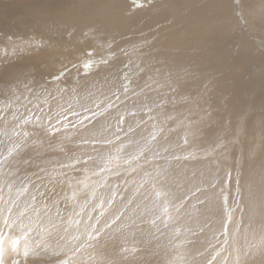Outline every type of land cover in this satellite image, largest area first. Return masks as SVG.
Listing matches in <instances>:
<instances>
[{"label": "bare ground", "instance_id": "6f19581e", "mask_svg": "<svg viewBox=\"0 0 264 264\" xmlns=\"http://www.w3.org/2000/svg\"><path fill=\"white\" fill-rule=\"evenodd\" d=\"M130 1L132 0H0V104H46L40 110L35 111L29 105L26 109L22 108L18 114L2 115L0 119H2L4 135L10 139L15 136H23L27 132L33 133L36 128L38 133L35 135L43 136L45 132L42 130H46V128L51 131V128L57 130V127L62 126H81L79 131L75 130L79 133H77L76 139L62 138L66 139L62 146L74 143L73 146L76 147L75 145L80 144L79 142L85 143V151L99 159L113 152L116 154L137 153L138 156H143L141 160L146 161V163L143 162L144 164L149 163L150 166H156L159 172H166L174 167L175 171L170 176L176 178L180 183L183 187L182 192L179 185L176 190L175 184L170 180L166 185L168 190V194H166L162 190L164 186L156 179V175H153L154 181L161 185L163 197L168 200V203L171 200L176 202L177 198H183L179 201L180 204L186 203V199L193 196L190 205H188L189 212L193 215V222L189 227L184 225L190 228L194 235L185 234L184 239L180 237L176 239L178 236L175 237L176 233L173 234L175 228H171L167 244L170 247L172 244L173 247H182L185 242V247H183L192 254L202 253L198 252V247L205 251L207 246H211L208 240L202 238L203 234L201 233L202 230L207 231L208 224L211 225L210 235L219 238L221 229L224 230L225 224L228 222L227 216L221 217L222 208L235 202L239 186L241 209H243L239 212L242 227L239 225L241 230L238 232L239 227L231 225L229 228L233 227L228 231L232 240L236 233H239L238 246L233 247L237 252H234L233 255L235 256L234 260L236 258L240 260L236 263L231 261V263L264 264V54L261 52L262 48L258 43V37L252 33V36H249L251 42L248 40L249 43L246 47L244 46L245 48H242V43H239L240 47L229 45L236 62L229 64L227 61L228 66L224 67L223 62L221 64L219 63L221 61L217 62V59H212L211 54L206 51L207 48L198 49L197 43H202L203 38L200 35L209 32L212 29L211 26L219 31L220 24H223L224 27H226L225 23L230 24L233 13L238 14L237 21H243L242 7H239V1L234 4L231 0H174L168 6L166 4V6L162 5L148 11L146 3L142 4L141 8L132 10ZM147 1L151 3L149 0ZM132 11L133 13H129ZM185 12L192 15L181 18L180 15ZM259 13L261 17L259 16L258 19L264 22L263 5ZM174 17L177 18L174 20V24L168 25L169 22H172L171 18ZM191 18L195 20H191ZM249 21L247 26L250 29L257 26L251 22V18ZM225 30L228 31L227 28ZM83 34L85 37L82 36ZM242 36L244 37V34ZM85 38L98 39L94 40L97 46H93L91 41L85 42ZM210 38V34L206 35L204 39L206 42L203 43L208 44L209 41L215 40L214 36ZM246 39H249L248 36ZM243 41L241 40V42ZM262 47L264 48V45ZM249 48L250 52L244 53L246 52L244 50ZM225 49L221 51L225 52ZM94 50L102 52L104 56L94 63L95 69L88 71L86 75L82 76L84 78H81L77 75L75 61L81 60L85 55H91L95 52ZM199 50H203V52H196ZM239 50L242 54H236ZM226 53L228 55V51ZM135 55L144 61L148 59L150 63H156V66L146 69L152 72L154 78L149 74L143 75L146 70L142 68L138 72L134 71L130 58ZM108 56L109 59L106 58ZM242 59L245 61L244 64L241 62ZM86 65L89 64L85 63ZM162 68L164 70L160 71ZM56 73H65V76L54 81L51 77ZM233 73L238 74L231 76ZM221 77L226 80L225 87L227 88H230L231 80L237 79L243 91L248 90L251 97L246 114L242 117L239 116L238 119H236L237 116H234L237 120L236 124L231 119L233 115L231 111L229 114V109L234 104L216 100L203 109L205 104H200L201 101L197 99L195 101V97H186L182 90V87H187V85L181 86V83L187 82L190 78L196 79L194 87H198L200 84L213 87L220 82ZM47 78H51L52 81L42 80ZM127 78H140L141 82L137 86V91L131 85L126 87ZM197 79L200 82H197ZM177 80L180 84L175 83ZM217 86L219 88H216L220 89V85ZM243 91L242 95L245 93ZM182 95H185V103L181 101L182 104H185L180 108L182 111L174 110L171 117L174 116L169 119L170 112L168 111L172 106L166 110L165 105L178 104L180 99L184 98ZM11 97L16 98L9 99ZM41 99H43L42 102ZM192 104H196L193 105L195 107H192ZM164 106L165 109H163ZM156 108L158 109L156 110ZM240 108L242 107L238 106L237 109ZM195 110L197 113L194 112ZM198 110H200V115ZM163 113L164 115L161 117ZM181 113H185L184 121L175 126L171 125L173 128L160 126L169 124L170 120L177 122ZM247 114H250V120L245 125L246 128L243 129L247 136L241 141L239 162L236 153L238 151H236L232 140L235 136L233 137L232 133L235 126L237 128V124L240 123L239 119L243 125ZM86 115L87 118L84 119ZM158 117L162 120L166 119L163 124L157 125V122L161 121H157L155 124L154 118ZM246 118L249 119L248 116ZM120 119H122V124L119 123ZM82 122H86L85 126ZM7 124L8 127L5 128L4 126ZM188 125L194 127H188ZM196 128H198V132L195 131ZM62 131L67 134L68 130L62 127ZM71 131H69L70 134ZM236 131L235 133H239V130ZM4 135L0 134L1 155L7 152L8 142L5 141ZM59 135L61 136V134ZM192 140L193 143H191ZM188 142L191 145L187 147ZM51 149L53 156L46 155L47 157L43 159L44 163L69 160L67 149V154H61L59 146L51 147ZM214 149L219 153L215 155L214 152L212 159L210 158L212 161L210 159V161L203 160L204 157H207V153L212 154L211 151ZM39 150L35 154H38V158L39 154L46 149L40 148ZM77 150L80 152L79 149ZM82 152L84 151L82 150ZM196 152H201L203 158L195 161V164H190L189 158L191 157L189 156ZM223 155L229 156L228 159L232 157L231 159L234 160L229 159L231 161L228 160V164H222L224 163ZM113 159L115 158L113 157ZM162 161L166 162L163 166L160 163ZM158 163L161 164V168L158 167ZM237 163L239 166H243L242 171L245 173L242 177H245L238 185L235 182L232 183L231 179L229 185V177H226V172L230 170L232 164L237 166ZM142 164L133 168L144 167ZM75 166L77 167L78 163L69 167L74 169ZM143 172L147 173L148 171ZM85 174L87 177L85 179L93 180L94 173ZM148 179L150 178L148 177ZM151 179L153 178L151 177ZM83 181H85L84 178ZM83 181L81 180V182ZM80 187L88 188L89 186H86L84 182V184H80ZM90 189L84 191V194L91 197L93 194H96L94 197L97 196L96 188L94 191ZM225 197H227V204H225ZM181 206L179 207L182 208ZM100 207L102 208V204ZM187 208L186 206V210ZM167 212L169 219L174 217L173 220H176L177 212L173 209H168ZM126 214L127 212L124 213V215ZM232 215L234 216V213ZM135 216L136 214L132 213L131 221ZM222 218L224 225L221 222ZM128 221L130 222V218ZM143 224L140 223L139 228L135 225L132 231L135 234H147L149 238L148 230ZM183 234L184 231L181 232V235ZM220 240L222 243L221 235L218 242L211 247L217 248ZM193 242L194 245H192ZM228 246L230 247L231 244ZM153 248L149 246L146 253L152 254ZM26 249H29L28 245L23 242L22 246L15 251L19 256L9 258L5 264H12L10 262L17 259L21 264H33V259L30 260L27 257L25 260L23 256ZM136 249L138 250V248ZM225 259L227 258L225 257ZM221 260L223 259L221 258ZM176 261L178 262V260ZM172 262L174 263V261ZM220 263L223 264L222 261Z\"/></svg>", "mask_w": 264, "mask_h": 264}, {"label": "rangeland", "instance_id": "374dc122", "mask_svg": "<svg viewBox=\"0 0 264 264\" xmlns=\"http://www.w3.org/2000/svg\"><path fill=\"white\" fill-rule=\"evenodd\" d=\"M149 1L151 3H148L147 0H134V1L132 0L129 3L132 6V10L134 9L137 10L142 7V4L146 3L148 6L147 9L148 11V10H153L156 7L162 5L166 6L167 4L168 6V4L170 2H173L174 0H149ZM238 1L240 3L239 7H242V15L244 20L237 21L236 19L238 14L233 13L230 19L232 21L229 22L230 24L232 23L231 24L232 26L228 24L231 27L228 26L226 23L224 24L226 27H224L223 24H220V30L218 31L214 29L213 26H211L212 29L209 32L200 35V37L203 38V41L200 39L202 43L200 44L197 43L198 49L207 48L206 51H208V53L211 54L212 59L215 60L217 59L216 60L217 62L221 61L219 62L221 64L223 62L224 64L222 65H224V67L228 66L227 61H229L228 62L229 64H231V62L234 63L236 62L235 60L236 58L233 56L234 53L232 54V50L229 49L230 47L229 45H233L237 47H240L242 45V48H245L249 43V41L251 42V37L249 36H252V33L258 37V43L262 48L261 52L262 54H264V48L262 47V45H264V22L258 19L259 16L261 17L259 11H261L262 5H263V13H264V0H231V2L234 4ZM129 13H133V11ZM188 15H192V14L189 12H185L184 14L180 15V17L185 18ZM250 18H251V22L257 24L256 27L251 29L249 26H247L248 23H250L249 21ZM171 19L172 22H169L168 25H173L174 20L177 18L174 17ZM191 20H195V19L191 18ZM229 27L231 31L229 30ZM226 28L228 30L227 32L225 30ZM209 34L211 38L212 36H214L215 40L209 41L208 42L209 45H208L203 42L204 41L206 42V40H204L205 36L206 35L208 36ZM243 34L244 37L242 36ZM95 35L97 36V34ZM82 36L85 37V34H83ZM247 36L249 39H246ZM85 39H86L85 42L91 41L93 46H97L94 40L97 41L98 39H92V40L87 38ZM241 40L244 41L241 42ZM239 43L242 44L240 45ZM209 46L210 48H208ZM224 49L225 52L221 51ZM249 50L250 48L244 50L246 51L244 53H247V51L250 52ZM227 51H228V55L226 53ZM196 52L202 53L203 50H199ZM238 52L235 53L242 54L241 50H239ZM103 56L104 54L102 52L95 51L91 55H85L81 60H76L75 64L77 65V75H79L81 78H84L82 76L86 75L88 71L95 69L94 63H97L101 58H103ZM106 58L109 59V56ZM243 60L244 59H242L241 62H243L244 64L245 61ZM130 62L133 63L135 72H138L140 68L146 70L148 68H152L156 66L155 62L150 63L148 59L144 61L143 59H140L137 55L132 56L130 58ZM85 63L89 65L85 66ZM163 70L164 69L162 68L160 71ZM144 74L145 76L149 74L151 75L150 77H153V74L150 70H146L143 73V75ZM183 74H191V73H183ZM237 74L238 73H233L231 74V76H237ZM64 76L65 73H60V74L56 73L51 78L54 81H56ZM51 78L42 79V80L46 82H51L52 81ZM138 79L140 80V78H136V79L127 78L126 87L127 86L130 87L131 85L132 88L135 91H137L138 90L137 86L141 82V80L139 81ZM195 81L196 79L190 78L189 80H187V82L186 81L185 83L182 82L181 86L187 85V87H182V90L186 94V97L187 96L195 97L194 98L195 101L197 99L198 101H201L200 104H205L204 106L202 105L203 109L204 107L207 108L208 104H212L216 100L222 103L226 102L229 104H234L233 105L234 107L232 106L231 109H229V114L232 112L233 115L231 116V119L235 121V124L237 122V120H235L236 116H237L236 119H238L239 116L242 117L244 114H246V110L248 109V104L251 103V97L248 90L243 91L242 86L237 79L230 81L231 82L230 88L225 87V84L227 82H225L226 80L224 78H222L220 82L213 85V87L212 86L209 87V85L204 86L202 84H200L198 87H194L193 85ZM197 82H200L199 79H197ZM175 83L180 84L178 80L175 81ZM218 84L220 85V89H217L219 88V86H217ZM242 91L243 93L245 92L244 95L241 94ZM205 92L208 93L211 92L209 93L211 95ZM182 97L184 98L183 99L179 98L180 102H178V104L172 103L165 105L166 110H169L171 106L173 107V108L171 107L170 110L168 111L170 112L168 117L169 119L174 116L173 115L171 117V115L175 111L177 112L182 111V109L180 108H182V106H184L185 104H182L181 101L183 102L185 101L184 100L185 95L184 96L182 95ZM14 98L16 97H11L9 99H14ZM42 101L43 99H41V102ZM29 105H31L32 109H35L36 111L37 109L40 110L41 108H43V106L45 107L46 104L44 103L42 105L41 104L22 105L17 103L0 104V118H2V115H10L12 113L18 114L22 108L25 107L26 109L28 108ZM193 105L196 104H192V107H195ZM165 106L163 109H165ZM238 106L242 107L240 109L244 113H242L240 109H237ZM157 109L158 108H156V110ZM196 111L197 110H195L194 112L197 113ZM184 114L185 113L180 114L179 118L176 120L177 122H175L174 120H170L169 121L170 125L166 123L165 125H160V126L163 128L164 126L173 128V126H175L176 124L180 123L181 121H184V117H186ZM198 114L200 115V110H198ZM163 115L164 113L161 115V117H163ZM247 116L249 119L246 118ZM246 117L245 120H243V125H241V119H239L240 123L237 124V128L235 126L233 133H235L236 130L237 131L239 130V133H235V134L232 133L233 137L235 136L232 139L233 144H235L234 147L236 146L235 148L237 149L236 150L234 148V150L238 152L241 150L240 149V146L242 145L241 141H243V138H246L247 136V133L244 132L245 130L243 129L246 128L245 125L250 120V114H247ZM86 118L87 115L84 116V119ZM156 119L154 118L155 124L157 121L159 122L161 121L160 123L157 122V125L163 124L164 121L166 120L165 118L162 120V118L159 117ZM0 120H1L0 134L4 135L2 129L3 125H1L2 119ZM121 120L122 119L119 120V123H121ZM85 123L82 122L84 126ZM190 126L191 125H188V127ZM4 127L7 128L8 124L5 125ZM62 127L68 130L66 132L68 135L62 131ZM62 127H57V130H53V128H51V131L50 129L46 128V130L45 129L42 130L43 132H45V135L43 136L35 135L38 133L36 128H34L33 133L27 132L29 135L25 133L27 135L24 134L23 135L24 137L15 136L14 138L8 139V137L4 135V139L8 143L6 145L7 152L3 155L0 154V158L7 157L6 162L2 166H0V264H5L6 260L8 262L9 258L11 257H18L19 255H16L15 251L18 250L20 246H22L23 242L28 245L29 248L28 250L30 252L28 259L30 260L33 259L32 260L33 264H170V263L216 264V262L217 264H222L220 263V261H222L223 264H229L231 263V261H233L232 263L239 262L240 259L236 258L235 261L234 260L235 256L233 255L237 252L233 249V247L238 246L237 243L239 242L238 241L239 239L237 237L239 236V233H236V236L233 237L234 239L232 240V237H230L229 235L230 233L228 230H230L233 226L234 227L237 226V228L239 227L238 232L241 230L242 222L239 213L241 210L240 196L237 197L235 202L229 203L227 206L222 208V210L225 211L224 214L223 211H221V217L227 216L225 215L227 214L226 209L229 211L231 210L232 214L234 213V216L232 215L231 221L229 222L227 220L228 222H226V224H228L227 225L228 233L226 232L227 234H225V227L224 230L221 229L220 231V235L223 237V241H222L223 244L221 243L220 240L217 248L211 247L213 244L218 242V240L220 239V235L219 238L218 236L217 237L211 236L209 231L211 225L208 224L206 228L207 231L202 230L201 233L203 234L202 238L208 240L211 246H207L205 251H203L201 247H198L197 250L198 252H202L201 253L202 256L201 254L188 253L187 248H184L185 242L182 245V247L180 246L173 247V244L170 247L167 244V239L169 237L170 230L175 228L173 234L176 233V235L174 236L175 237L178 236L176 239H179V237L184 239L185 234H187L188 236L194 235L193 231L190 228H188L190 224L193 222L192 221L193 215L189 212V206H188L190 205V200L192 199L193 196L188 197L186 199L187 200L186 203L180 204L179 201L183 198H177L176 202L171 200L172 203L170 201L168 203V200H166V198H164L163 195H161L162 197L161 196L158 197L156 195L157 191L162 192V190L166 194H168L166 185L170 180L173 181V183L175 184V189L177 190V187L179 185V189L182 192L183 187L180 185V183H178L176 178L170 176V174L173 171H175L174 167H171L169 171L159 172L156 166H150L149 163L147 165L144 164L146 163V161L141 160L143 156H138L137 153L128 154L124 152L122 154H116V152H113L111 154H108L107 156H103L102 159H99L96 158L95 155L91 156L89 153H87L84 149L85 143H81V142H79L80 144L75 145L76 147L73 146L74 143L64 147L62 145L64 144L66 139H62V138L72 137V139L73 138L76 139L77 138L76 136H78L79 134L77 131L81 129V126H74V127L62 126ZM196 129L197 130L195 131L198 132V128ZM201 129L203 130V128ZM69 131H71L72 135L70 134ZM18 132L19 130L17 131V133ZM59 134H61V136ZM191 143H193V140ZM191 143L188 142L187 147L190 146ZM17 144H19L20 147L16 149V151H14L11 156H8L9 149L13 148ZM88 144L90 145V143ZM54 146H59V151L61 154H67V150H68L69 160H56V161L44 163L43 159H45L47 156H51V157L53 156L51 147ZM40 148L46 149V151L41 153L42 155L39 154L40 156L38 158V154L37 155L35 154L38 153V151H40L39 150ZM77 149H79L80 152H77L78 151ZM82 150L84 152H82ZM211 152L212 154L210 155L209 152L207 153L208 155L206 154L207 155L206 158L202 157L203 155L200 154L201 152L192 153V156H189L191 157L189 158L190 164H195V161L202 160L200 158H203V160L204 159L209 160L213 156L214 152L215 155L219 153V151L218 150L216 151L215 149ZM238 152L236 153L238 155L237 159L239 161L240 152L239 154ZM196 155L199 156L196 157ZM113 157L115 159H113ZM228 157L223 155L222 158L224 163L222 164H226L227 162L234 160L231 159L232 157H230L229 159L231 160H229ZM81 159H83V161H81ZM163 159H168V158H163ZM90 161L91 163H89ZM166 162H168V160H166ZM166 162L162 161L160 163L163 166ZM76 163H78V166L77 167L75 166L74 169L73 168L70 169L71 167L69 166L75 165ZM142 163L144 164V167L133 168L136 167L137 165L139 166ZM160 165L158 163V167L161 168ZM242 169L243 166H239L238 163L237 166H234V164L231 165L230 170H227L226 172V177H229L228 179L229 185L231 183V179L233 181L232 183L235 182L238 185L241 179L245 177V176L242 177V175L245 173L244 171H242ZM145 170L148 172L147 173L143 172ZM84 172L94 173L92 177L93 180L91 181L90 179L88 181V179H85L87 177L85 176L86 174ZM140 175L142 176L140 177ZM153 175L154 176L156 175V179L160 182V184L164 186L162 190L160 189L161 185L159 183H155L154 181L155 177ZM148 177L150 179H148ZM151 177L153 179H151ZM83 178L85 181H83ZM134 179L137 182H135ZM146 179H148V181H146ZM81 180L83 182H81ZM150 181L153 182L149 183ZM84 182L86 186H89L88 188L80 187V184L81 183L84 184ZM90 182L93 183L91 184ZM90 185L92 186L90 187ZM94 187L98 191L97 196L94 197V195L96 194H93L91 197L89 194H88L89 196H87V194H84V191H88L87 189L89 188H91L90 190L94 191L95 189ZM155 198L157 199V201ZM237 203L239 204V207L236 206ZM101 204H102V208L100 207ZM166 204H167V210L173 209V211L177 212L176 220H173L174 217L170 219L168 218V212L164 211V209L166 208ZM181 205H184L185 207H182ZM176 206L178 209L176 208ZM179 206H181L182 208H180ZM186 206L188 207L187 208L188 211L186 210ZM126 212L127 214L124 215V213ZM132 213L136 214L133 221H131ZM122 218L125 219L123 220ZM129 218H130V222L128 221ZM143 222L148 230L149 238L147 234H140V233L135 234L132 231V228L135 225L137 228H139L140 223L143 224ZM221 222L224 225L223 218L221 219ZM184 224H186L188 227L185 226ZM231 225L233 226L229 228V226ZM182 231H184L183 235H181ZM175 237H174V242L176 240ZM235 239L237 240V242ZM234 240L235 242L232 243ZM149 242L152 245L151 244L149 245ZM194 244L195 243L193 242L192 245ZM227 244L228 245L231 244V246L229 247ZM149 246L154 248L152 249L153 253L148 255L146 252L148 251ZM224 246L227 247L225 248ZM133 247L138 248V250L140 251H138L136 248ZM230 249H233L234 251ZM225 257L227 259H225ZM221 258L223 260H221ZM176 260H178V262ZM172 261H174V263ZM12 262L13 261H11L10 263Z\"/></svg>", "mask_w": 264, "mask_h": 264}, {"label": "snow or ice", "instance_id": "6c2138e0", "mask_svg": "<svg viewBox=\"0 0 264 264\" xmlns=\"http://www.w3.org/2000/svg\"><path fill=\"white\" fill-rule=\"evenodd\" d=\"M19 147H20V145L17 144L13 148L9 149L8 156H11L13 154V152L16 151V149H18ZM6 160H7V157L0 158V166H2L6 162ZM156 195L159 197V196L163 195V193L160 191H157ZM239 195H240V190H239V186H238L237 187V196H239ZM224 199H225V204H227V197H225ZM236 206L239 207V204L237 203ZM164 211L167 212V208H165ZM241 211H243V209H241ZM226 212H227L228 221L230 222L232 219L231 211L226 209ZM226 232H227V225H225V234H226ZM29 255H30V252L28 249H26L23 253L25 260L27 259V257ZM12 264H21V262L19 259H17V260H14L12 262Z\"/></svg>", "mask_w": 264, "mask_h": 264}]
</instances>
